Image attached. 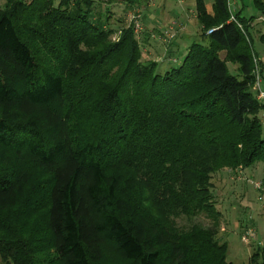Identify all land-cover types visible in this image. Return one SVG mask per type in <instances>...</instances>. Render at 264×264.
I'll return each instance as SVG.
<instances>
[{
	"label": "trees",
	"instance_id": "trees-1",
	"mask_svg": "<svg viewBox=\"0 0 264 264\" xmlns=\"http://www.w3.org/2000/svg\"><path fill=\"white\" fill-rule=\"evenodd\" d=\"M95 2L0 5V264H231L209 190L264 163L248 22L194 0L208 43L157 73Z\"/></svg>",
	"mask_w": 264,
	"mask_h": 264
},
{
	"label": "rangeland",
	"instance_id": "rangeland-1",
	"mask_svg": "<svg viewBox=\"0 0 264 264\" xmlns=\"http://www.w3.org/2000/svg\"><path fill=\"white\" fill-rule=\"evenodd\" d=\"M3 1L0 0V5ZM127 1L134 4L127 6L125 0H96L92 10L93 17L103 20L107 16L105 27L116 31L132 24L141 60H149L151 57L144 55L146 52L142 50L147 44L154 50L155 58H151V61L156 64L157 73L177 66L192 43L203 46L208 43L207 36L200 37V27L195 20L194 0ZM202 1L205 8L210 10L212 0ZM226 2L230 17L238 14L248 22L250 46L258 62L254 63L257 68L258 89L264 92V45L259 40V36L264 34V8L257 10L252 0ZM261 2L264 4V0ZM171 24L181 25L183 29L174 39L160 41L159 33L162 35L166 26ZM117 34L118 32L113 34L110 39L115 41ZM149 52L151 51L147 53ZM218 56H222V53ZM170 59H175V63L170 62ZM225 67L230 75L238 78L235 65L225 63ZM254 83L252 92H255ZM257 117L261 124V138L264 140V106ZM257 184L259 189L254 187ZM209 191L215 209L220 214L216 238L220 243L226 244L225 261L231 264H248L249 257L257 252V262L264 264V163L255 161L243 169L217 171L211 175ZM174 222L182 228L192 224L204 228L211 225L209 219L202 214L191 219L179 217ZM242 237L246 238V243L242 241Z\"/></svg>",
	"mask_w": 264,
	"mask_h": 264
},
{
	"label": "built area",
	"instance_id": "built-area-1",
	"mask_svg": "<svg viewBox=\"0 0 264 264\" xmlns=\"http://www.w3.org/2000/svg\"><path fill=\"white\" fill-rule=\"evenodd\" d=\"M229 21H233L234 22V20H233V18L232 17H230V19H229ZM214 29H210V30H208L207 32H206V34H210L212 31H213ZM173 37V34H169L168 32H166V31H164L163 33H162V37H161V39H162V41H165V40H169V39H171ZM254 63H256V61H254ZM256 68V67H255ZM257 68H256V70H255V92H254V95H255V99L260 103V104H262L263 106H264V92H261L259 89H258V82H257ZM256 189H259V184H257L256 186H254ZM242 239V241L244 242V243H246V238L245 237H242L241 238Z\"/></svg>",
	"mask_w": 264,
	"mask_h": 264
},
{
	"label": "crops",
	"instance_id": "crops-1",
	"mask_svg": "<svg viewBox=\"0 0 264 264\" xmlns=\"http://www.w3.org/2000/svg\"><path fill=\"white\" fill-rule=\"evenodd\" d=\"M207 10V9H206ZM207 12L208 13H210V10H207ZM183 29V27L181 26V25H179V26H177L176 24H171V25H168V26H166V28L164 29V31H166V32H168L169 34H173V37L171 38V40L172 39H174L175 38V36H176V34L180 31V30H182ZM163 31V32H164ZM149 33V32H148ZM159 33V32H158ZM159 37L161 38L162 37V35L159 33ZM160 40V39H159ZM160 41H162V39L160 40ZM144 42H145V37H144ZM162 42H164V41H162ZM140 44H142V42L140 43ZM143 46V45H142ZM146 46V47H145ZM145 46H143L144 48L142 49V50H144V52H146V54H144V55H147V56H151L150 58H149V60L151 61V58H155V53H154V50L152 49V48H150L147 44H145ZM148 51H151V52H149V53H147ZM152 53H153V55H152ZM223 57V53H222V56H220V58H222ZM170 62H172V63H175V59H170Z\"/></svg>",
	"mask_w": 264,
	"mask_h": 264
}]
</instances>
